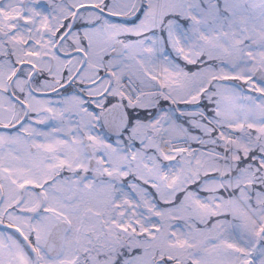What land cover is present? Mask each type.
<instances>
[{
  "label": "snow or ice",
  "instance_id": "snow-or-ice-1",
  "mask_svg": "<svg viewBox=\"0 0 264 264\" xmlns=\"http://www.w3.org/2000/svg\"><path fill=\"white\" fill-rule=\"evenodd\" d=\"M0 264H264V0H0Z\"/></svg>",
  "mask_w": 264,
  "mask_h": 264
}]
</instances>
